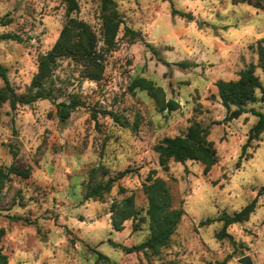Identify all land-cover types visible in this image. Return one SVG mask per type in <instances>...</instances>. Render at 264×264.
Here are the masks:
<instances>
[{"label": "rangeland", "instance_id": "1", "mask_svg": "<svg viewBox=\"0 0 264 264\" xmlns=\"http://www.w3.org/2000/svg\"><path fill=\"white\" fill-rule=\"evenodd\" d=\"M72 18L91 26L99 38L104 72L87 78L81 64L62 58L52 77V99L31 105L0 101V169H30L29 178L11 175L0 182V252L10 264H264V133L245 150L258 117L251 111L226 120L216 84L230 81L259 65L264 46V6L232 0H114L124 24L115 48L102 41L101 0H76ZM177 10L193 20L173 16ZM67 0H0V64L15 92H28L41 56L53 48L68 15ZM128 27L135 36L125 33ZM188 62L189 68L179 66ZM136 78L152 81L176 110L162 111L146 91L131 90ZM4 82L0 77V93ZM78 98L80 107L66 122L57 103ZM248 110L264 113L262 92ZM235 109V108H233ZM96 111L114 112L123 124ZM193 122L209 128L218 162L206 174L197 161H171L165 170L156 145L182 136ZM107 170L104 180L127 169L102 199H85L94 169ZM164 180L175 207L183 208L170 245L159 255L127 253L150 237L148 200L143 190L149 173ZM6 172V170H5ZM100 180V177L99 179ZM120 188H124L122 193ZM135 198L137 217L121 231L112 225V206ZM257 198L248 221L231 225L220 238L223 214L234 215ZM21 218L22 221H14ZM212 219L210 225L202 222ZM98 252L108 260L100 259Z\"/></svg>", "mask_w": 264, "mask_h": 264}, {"label": "trees", "instance_id": "2", "mask_svg": "<svg viewBox=\"0 0 264 264\" xmlns=\"http://www.w3.org/2000/svg\"><path fill=\"white\" fill-rule=\"evenodd\" d=\"M168 1V0H164ZM236 3H247L257 8L264 6V0H232ZM68 4V19L63 26L60 37L51 50L40 57L38 63V70L32 78V82L28 88V92L19 96L11 85L8 77L7 69L0 64V77L4 82V87L0 93L1 102H10L13 109L18 104L31 105L39 100L52 99L54 90L52 85V77L57 69L58 63L62 58H71L77 63L81 64L84 68V74L87 78L99 81L104 72L103 56L98 51L99 38L93 31L91 26L83 21L72 18L71 14L79 9L76 0H67ZM101 9L103 12V30L102 41L109 51L116 47L117 37L121 31V26L124 24L121 15L117 10L114 0H101ZM173 16H179L184 19L192 21L194 18L192 14L184 13L181 11L173 10ZM9 20L1 19V25H7ZM126 34L133 37L136 35L133 30L128 27L124 28ZM13 40L21 42V38L17 35H5L0 40ZM259 52V65L264 68V46L260 45ZM183 68L191 67L188 62L178 64ZM216 87L222 105L226 108L228 116L226 120L231 121L238 119L243 114L248 112L254 113L258 117V122L251 128L249 138L246 145L243 147L245 152L246 148L253 142L260 138L264 133V113L256 110H248L249 104L258 101V92H262L264 99V86L260 77L256 74V65L250 64L249 67L242 70L238 78L235 80L217 82ZM131 90L140 89L146 91L148 95L154 99L160 109L165 111L176 110L178 104L175 101L165 100L164 92L161 88H157L152 81L144 78H136L130 85ZM56 114L61 122H66L71 115L80 107L78 98H73L69 103H57ZM235 108V109H233ZM96 114H103L110 116L115 122L123 124L120 116L114 112L109 111H96ZM209 128L203 127L198 122H193L188 128L187 133L182 136L173 138H165L159 142L155 151L159 155V163L165 169H169L171 161L176 163H185L187 161H197L205 166V173L208 174L212 167L218 162L217 151L214 144L208 140ZM6 170V172H5ZM5 170L0 169V182L4 183L11 175L20 176L22 178H29L31 175L30 169H22L16 165H11ZM134 172V170L127 169L115 177H110L104 180L107 175V170L94 169L90 175V181L86 187L85 199H102L109 193L114 184L125 177L127 174ZM100 177V180H98ZM143 190L148 200V218L150 222V237L143 243L134 247L119 246L127 253L142 252L145 255L151 253L159 255L166 249L171 241L173 235L176 233L177 228L182 220L185 212L183 208L175 207L173 197L167 183L156 177V171L153 170L149 173L146 182L143 185ZM122 193L125 192L124 188H120ZM264 194V187L260 189L258 195ZM257 198L254 199L249 205L244 207L240 212L234 215L223 214L217 218V221L224 223V228L219 234L220 238L229 237L226 232L227 228L234 224L243 223L249 220L251 214L255 211ZM112 225L117 231L123 229V225L131 218H136L138 213L135 209V198L130 196L123 199L120 203H114L112 206ZM14 221H22L21 218H13ZM214 220L208 219L201 223V225H210ZM4 235V230L0 231V241ZM100 259L108 260V258L101 252H98ZM228 258L223 262L216 264H226ZM0 264H10L8 256L0 252Z\"/></svg>", "mask_w": 264, "mask_h": 264}, {"label": "water", "instance_id": "3", "mask_svg": "<svg viewBox=\"0 0 264 264\" xmlns=\"http://www.w3.org/2000/svg\"><path fill=\"white\" fill-rule=\"evenodd\" d=\"M239 262L241 264H251V261L248 257H244V258L240 259Z\"/></svg>", "mask_w": 264, "mask_h": 264}]
</instances>
